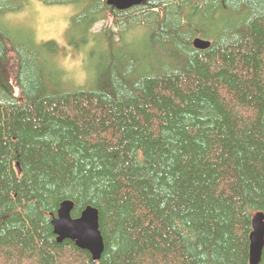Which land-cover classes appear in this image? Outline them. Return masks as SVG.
Returning a JSON list of instances; mask_svg holds the SVG:
<instances>
[{"label":"trees","instance_id":"obj_1","mask_svg":"<svg viewBox=\"0 0 264 264\" xmlns=\"http://www.w3.org/2000/svg\"><path fill=\"white\" fill-rule=\"evenodd\" d=\"M32 1L0 0V264H250L264 0H39L63 7L69 45L7 26ZM141 23L148 53L136 56L98 28ZM67 46L90 48L86 85L59 63ZM66 200L73 218L98 209L101 259L57 240Z\"/></svg>","mask_w":264,"mask_h":264},{"label":"rangeland","instance_id":"obj_2","mask_svg":"<svg viewBox=\"0 0 264 264\" xmlns=\"http://www.w3.org/2000/svg\"><path fill=\"white\" fill-rule=\"evenodd\" d=\"M26 10L17 13L19 20H14L10 18L7 26L10 29L14 27L24 31V32H33L34 36H37L39 41L42 42L49 40L48 38L55 37L62 44H68L65 36V10L63 7L58 5H47L39 0H33L31 5ZM26 10V11H25ZM108 24L114 23V18H109L107 20ZM147 23H141L136 26H130V32L124 31L121 35H117L119 30L109 27V30L103 26L98 27L101 29L99 32L106 29L109 32V36L112 42L119 41L121 42L124 38L132 41V45L129 47V56H136L140 54L148 53V50L143 47V43L147 37L146 33H135L140 31L143 28H149L146 25ZM104 38L102 40H107ZM123 40V41H124ZM86 45V42L83 46ZM92 47L94 46L91 45ZM136 47L132 49V47ZM68 47V48H67ZM64 52H60L59 63L61 66H64L66 77L69 81L73 82L74 88L87 84V79L90 75L89 68L94 69L88 65L89 60L86 57V52L90 49L89 47L81 48V50L75 48L74 46H67ZM79 47V46H77ZM53 59V58H52Z\"/></svg>","mask_w":264,"mask_h":264},{"label":"water","instance_id":"obj_3","mask_svg":"<svg viewBox=\"0 0 264 264\" xmlns=\"http://www.w3.org/2000/svg\"><path fill=\"white\" fill-rule=\"evenodd\" d=\"M120 10L129 9L139 5L143 0H108ZM195 47L206 49L210 43L197 38L194 41ZM74 202L66 200L61 203L57 217L52 220L54 233L57 240H72L76 245L88 251L94 260L101 259L106 243L100 228L99 211L93 206H88L78 218H73L71 212ZM264 250V215L258 212L253 217V230L250 234V264H258L261 261Z\"/></svg>","mask_w":264,"mask_h":264},{"label":"bare ground","instance_id":"obj_4","mask_svg":"<svg viewBox=\"0 0 264 264\" xmlns=\"http://www.w3.org/2000/svg\"><path fill=\"white\" fill-rule=\"evenodd\" d=\"M207 42H208V41H207ZM209 43H210V45H211V41H209ZM210 45H209V47H210ZM209 47H208V48H209ZM206 49H207V48H206Z\"/></svg>","mask_w":264,"mask_h":264}]
</instances>
